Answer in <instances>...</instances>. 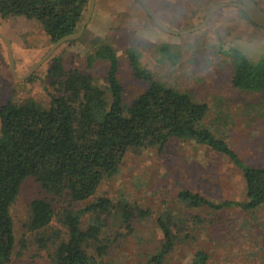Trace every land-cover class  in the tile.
I'll list each match as a JSON object with an SVG mask.
<instances>
[{"label": "rangeland", "instance_id": "obj_1", "mask_svg": "<svg viewBox=\"0 0 264 264\" xmlns=\"http://www.w3.org/2000/svg\"><path fill=\"white\" fill-rule=\"evenodd\" d=\"M221 1L225 0H175L178 15L168 14L160 6L156 10L164 19L171 15L170 24L178 27L173 30H185L198 24ZM256 1L264 8V0ZM145 15L147 18L141 20L136 17L132 26L124 27V21L121 26L114 25L99 42L116 49L117 76L125 101L132 100L149 84V80L133 75L127 56L130 49L138 65L153 79L205 102L208 110L204 124L216 137L225 139L246 164L264 165V90L249 92L231 83L235 50L252 61L264 60V29L235 7H222L205 25L185 35H169ZM240 17L246 23L239 21ZM10 18L0 17V33L13 44L14 73L23 76L51 43L36 24H17ZM59 47L52 55L62 57L65 71L77 68L104 86L109 65L106 59L89 64L80 42ZM49 62H42L26 78H17L9 65L7 44L0 36V102H32L47 107L51 94L59 93L61 86L51 83ZM181 190L197 192L214 201L245 199V183L234 163L209 146L180 138H171L161 150L156 146L128 150L118 171L104 178L95 193L82 201H72L65 193L52 194L34 177H27L10 207L15 241L6 264H56V247L67 235L62 221L64 211L80 209L102 196L115 204L124 201L148 210L149 214H136L125 224L119 210L111 212L108 226L100 235V243L106 245L104 253L97 255L99 242L86 246L90 254L98 256L100 264H152L150 257L161 238L156 218L163 212L173 216L176 223L172 229L179 238L162 264H190L197 249L207 253L206 264H264V203L252 210L236 205L193 208L182 203L178 196ZM36 198L49 200L54 208L48 233L60 230L59 239L51 238L44 246L38 244L35 231L29 227L30 203ZM93 219L91 212L83 211L81 226L84 228Z\"/></svg>", "mask_w": 264, "mask_h": 264}, {"label": "trees", "instance_id": "obj_2", "mask_svg": "<svg viewBox=\"0 0 264 264\" xmlns=\"http://www.w3.org/2000/svg\"><path fill=\"white\" fill-rule=\"evenodd\" d=\"M87 2L0 0V17L21 15L33 19L53 43L77 31ZM233 55L236 65L231 76L232 85L254 93L264 90V60L252 61L238 50ZM127 56L133 75L149 80V84L128 102L117 76V53L107 43H100L87 55L89 64L95 59L108 61L104 86L79 69L65 71L61 57L52 55L48 73L51 83L61 86L59 93L51 94L47 107L32 102H0V264L9 262L12 255L15 238L10 207L25 178L34 177L52 194L65 193L72 201H82L95 193L104 178L118 171L128 150L146 146L161 150L171 138L191 140L222 153L240 170L245 183L244 200L214 201L197 192L181 190L178 196L186 206L221 209L236 205L252 210L264 203V165L246 164L225 139L210 131L204 124L208 110L205 102L153 79L138 65L130 49ZM115 209L119 210L125 224L136 214L140 217L149 214L148 210L132 207L124 201L115 204L103 196L80 209L65 210L62 221L67 235L56 247V264H100L97 255H102L106 249V245L100 243V235ZM83 211L94 215L93 221L84 228L81 226ZM53 216L54 208L49 200L36 198L31 201L29 227L35 231L40 246L46 245L51 238L60 237V230L47 231ZM175 223L171 213L157 216L161 238L150 257L152 264H162L173 250L179 238L172 229ZM90 242H99L97 255L87 251ZM207 258L204 250L197 249L190 264H206Z\"/></svg>", "mask_w": 264, "mask_h": 264}, {"label": "crops", "instance_id": "obj_3", "mask_svg": "<svg viewBox=\"0 0 264 264\" xmlns=\"http://www.w3.org/2000/svg\"><path fill=\"white\" fill-rule=\"evenodd\" d=\"M144 1L147 3L149 8L154 12V14L155 15L157 14L156 16L163 23H165L166 26H169L172 29H178L177 25L170 24L169 20L171 18L170 17L171 15L164 19L163 17H160V15H158V11L156 10L157 6H160V8L166 10L168 12V14L174 13V14L178 15V10H176L178 7L174 4L175 0H144ZM175 11H177V12H175ZM117 12L120 14H117ZM142 13H143V15H142ZM145 13L147 15H149L147 13L146 9L142 6V4L138 0H95L91 16H90L88 22L86 23L81 35L74 40L64 42L63 44L60 45V47L62 45H67V46L72 45L74 42H80L82 47H83L82 50L86 54V57H87L88 54L92 53L96 49L100 40L102 38H104L102 36L103 33H105L107 30H111L112 27L116 24L117 25L120 24V26H121L122 21H124L123 24L126 25L124 27L132 26L133 24H135V21H134L135 18L137 17L136 20L137 19L141 20V18L146 16ZM9 18H10V20L15 19L14 23H17V24L24 23V22H28V23L32 22V23L36 24V29L37 30L39 29L40 31H42L43 35L48 38V36L44 33L41 26L35 20L28 19V18L21 16V15L9 16L6 19L8 20ZM146 18H147V16H146ZM147 21L148 20H146V24L148 23ZM239 21L246 23V21L242 17L239 18ZM137 23H139V22H137ZM34 24H32V25H34ZM124 29H126V28H124ZM261 29H263V28H261ZM103 30H105V31L102 32ZM176 31H181V30H176ZM163 32H164V30H163ZM188 33L191 34V33H193V31L188 32ZM167 34L170 35L169 32H167ZM182 34L185 35L186 33H182ZM166 38L161 37V39H165L166 41H168ZM48 40H49V38H48ZM165 40H163V41H165ZM17 41L23 43L21 39H19ZM12 45L13 44H11V47H13ZM114 49H115V47H114ZM35 52H36V50H35ZM39 53H40V49L37 51V53L35 55H37ZM31 54H32V52H31ZM33 54L31 56L32 58L34 57ZM31 57L29 56L28 58H31ZM61 59H62V57H61ZM62 64H63V62H62ZM22 65H25V61L22 62ZM63 68H64V66H63Z\"/></svg>", "mask_w": 264, "mask_h": 264}, {"label": "water", "instance_id": "obj_4", "mask_svg": "<svg viewBox=\"0 0 264 264\" xmlns=\"http://www.w3.org/2000/svg\"><path fill=\"white\" fill-rule=\"evenodd\" d=\"M142 6L146 9L147 13L149 14V16L154 20V22L164 31L169 32L171 34H182V33H188L191 31H195L199 28H201L203 25H205L208 20L210 19V17L219 9H221L222 7H235L238 8L240 10H242L248 17V19H250L255 25L264 28V9H262L254 0H225V1H221L218 2L217 4L213 5L204 15V17L202 18V20L190 27L187 28L185 30H181V31H176L173 30L169 27H167L165 24H163V22L154 14V12L149 8V6L147 5V3L144 0H138ZM94 2L95 0H88L87 2V9H86V13L85 16L78 28V30L76 32H73L71 34H67L64 36H61L59 39H57L56 41H54L53 43L50 44V46L48 47V49L45 51V53L43 54V56L37 61L35 62V64L28 70V72H26L25 75L23 76H18L17 74L14 73V61H13V56H12V52H11V45L9 40L7 39L6 36H4L2 33H0V36L4 39V41L7 44V53H8V58H9V65L10 68L12 70V72L14 73V76H16L17 78H26L27 76H29L42 62H44L45 60L49 59L53 52L64 42L67 41H71L74 40L76 38H78L86 23L88 22L92 10H93V6H94Z\"/></svg>", "mask_w": 264, "mask_h": 264}]
</instances>
